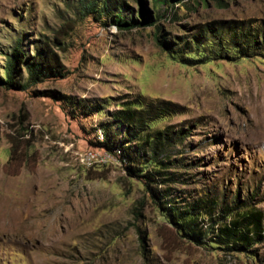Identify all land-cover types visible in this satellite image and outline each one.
<instances>
[{
	"label": "rangeland",
	"instance_id": "1",
	"mask_svg": "<svg viewBox=\"0 0 264 264\" xmlns=\"http://www.w3.org/2000/svg\"><path fill=\"white\" fill-rule=\"evenodd\" d=\"M66 23V78L0 86V264H264V241L246 253L213 241L219 211L195 242L164 208L217 199L264 213V0H0V74L15 47L32 55ZM135 101L180 109L147 124L172 132L163 163L129 175L99 134L124 138L114 116Z\"/></svg>",
	"mask_w": 264,
	"mask_h": 264
},
{
	"label": "trees",
	"instance_id": "2",
	"mask_svg": "<svg viewBox=\"0 0 264 264\" xmlns=\"http://www.w3.org/2000/svg\"><path fill=\"white\" fill-rule=\"evenodd\" d=\"M154 1L169 8L174 2L179 3L183 0ZM107 4V1L104 2V6H108ZM87 8L90 9L89 13L96 11L94 4H90ZM140 17L142 25H146L148 20L143 12ZM114 24L118 28L124 27L118 19H115ZM72 30L73 27L66 23L55 32L52 39L37 40L34 44L35 52L32 55H28L20 46L15 47L6 57L3 66L4 73L0 74V86L10 90L27 91L47 78L56 80L66 78L69 71L63 64L60 51L64 50L65 42ZM261 38L264 42L263 35ZM24 72L25 78L23 77ZM36 93L42 97L51 96L47 91ZM86 107L92 110L95 105L91 107L88 104ZM178 109L180 107L177 105L163 101L153 105L144 101L126 102L114 116V120L119 127L124 125L130 131L124 134V138H119L117 133L110 131L106 134L105 139L100 142V146L110 152L116 149L120 150L123 161L126 162L125 169L129 175H139L144 160L153 159L152 162L161 165L163 162L160 160V155L167 151L170 143H174L171 139L172 132H169L170 129L152 131L147 124L159 117L178 112ZM140 146L151 148L154 155H151V158L147 157L146 150L143 153L140 152ZM18 149L19 146H13L12 154H15ZM157 173L159 172L148 170L144 176L147 187L154 195H160L163 192L158 186H155L158 183L156 182ZM164 208L168 210L171 222L178 227L180 233L195 242L203 239L204 232L201 220L205 216L211 217L216 211H219L223 216L216 228V235L214 226L211 227V232L214 234L213 241L224 245L229 252L246 253L264 241V213L262 209L243 201H241L240 208H233V210L224 206L223 203L221 204L217 199L212 200L211 204H208L207 200H200L193 206Z\"/></svg>",
	"mask_w": 264,
	"mask_h": 264
},
{
	"label": "built area",
	"instance_id": "3",
	"mask_svg": "<svg viewBox=\"0 0 264 264\" xmlns=\"http://www.w3.org/2000/svg\"><path fill=\"white\" fill-rule=\"evenodd\" d=\"M99 136H100V139L102 141L105 139V136H104V134L102 132H100ZM104 155H105V157L107 159L117 160L119 158V159L123 160L122 152L120 150H118V149H116L114 151H111V152L106 150L105 153H104ZM96 159H97V154L96 153H93V152H89L86 155V158H85V160L90 161V162L91 161H94Z\"/></svg>",
	"mask_w": 264,
	"mask_h": 264
},
{
	"label": "bare ground",
	"instance_id": "4",
	"mask_svg": "<svg viewBox=\"0 0 264 264\" xmlns=\"http://www.w3.org/2000/svg\"><path fill=\"white\" fill-rule=\"evenodd\" d=\"M263 112H264V109H263ZM264 115V114H263ZM258 119H259V117H258ZM261 121H262V124H263V126H264V116H262V119H261ZM262 131V130H261ZM262 139H264V131H262V136H260Z\"/></svg>",
	"mask_w": 264,
	"mask_h": 264
}]
</instances>
